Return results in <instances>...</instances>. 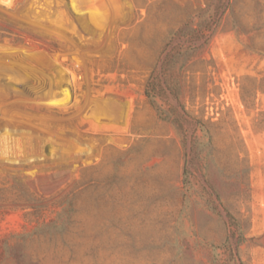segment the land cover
I'll list each match as a JSON object with an SVG mask.
<instances>
[{"label": "rangeland", "instance_id": "1", "mask_svg": "<svg viewBox=\"0 0 264 264\" xmlns=\"http://www.w3.org/2000/svg\"><path fill=\"white\" fill-rule=\"evenodd\" d=\"M0 264H264V0H0Z\"/></svg>", "mask_w": 264, "mask_h": 264}]
</instances>
